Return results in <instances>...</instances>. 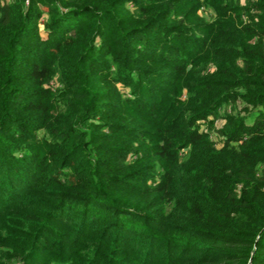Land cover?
I'll return each mask as SVG.
<instances>
[{"label": "trees", "instance_id": "trees-1", "mask_svg": "<svg viewBox=\"0 0 264 264\" xmlns=\"http://www.w3.org/2000/svg\"><path fill=\"white\" fill-rule=\"evenodd\" d=\"M241 1L0 0V264H264V0Z\"/></svg>", "mask_w": 264, "mask_h": 264}, {"label": "rangeland", "instance_id": "rangeland-1", "mask_svg": "<svg viewBox=\"0 0 264 264\" xmlns=\"http://www.w3.org/2000/svg\"><path fill=\"white\" fill-rule=\"evenodd\" d=\"M241 3L244 6L246 5L245 0H242ZM197 14L199 17L204 18L206 20H210V16L215 17L214 13L210 9H208L207 5L203 6V8H201ZM244 21H246V17L244 18ZM222 110L220 112H222ZM224 123H225V121H223L221 119H216L214 121L210 120L209 122L208 121H202L200 123V125H198V128L202 131H211V130H215L217 128H223ZM83 126L85 127L86 125H83ZM217 146L219 147L220 145H217ZM16 264H19V263H16Z\"/></svg>", "mask_w": 264, "mask_h": 264}]
</instances>
